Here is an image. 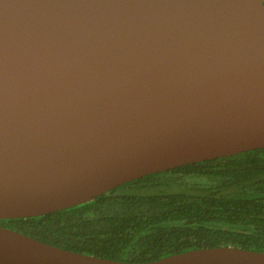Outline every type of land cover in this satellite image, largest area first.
Masks as SVG:
<instances>
[{
    "label": "water",
    "instance_id": "obj_1",
    "mask_svg": "<svg viewBox=\"0 0 264 264\" xmlns=\"http://www.w3.org/2000/svg\"><path fill=\"white\" fill-rule=\"evenodd\" d=\"M257 149L264 0H0V220ZM0 264H264V252L131 263L0 226Z\"/></svg>",
    "mask_w": 264,
    "mask_h": 264
},
{
    "label": "trees",
    "instance_id": "obj_2",
    "mask_svg": "<svg viewBox=\"0 0 264 264\" xmlns=\"http://www.w3.org/2000/svg\"><path fill=\"white\" fill-rule=\"evenodd\" d=\"M0 226L131 263L225 246L264 252V149L148 175L86 204Z\"/></svg>",
    "mask_w": 264,
    "mask_h": 264
}]
</instances>
